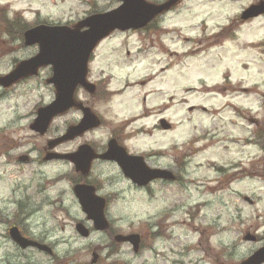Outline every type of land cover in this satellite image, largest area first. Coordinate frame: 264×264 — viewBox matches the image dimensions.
Wrapping results in <instances>:
<instances>
[{
  "label": "clouds",
  "instance_id": "obj_1",
  "mask_svg": "<svg viewBox=\"0 0 264 264\" xmlns=\"http://www.w3.org/2000/svg\"><path fill=\"white\" fill-rule=\"evenodd\" d=\"M0 264H264V0H0Z\"/></svg>",
  "mask_w": 264,
  "mask_h": 264
},
{
  "label": "water",
  "instance_id": "obj_2",
  "mask_svg": "<svg viewBox=\"0 0 264 264\" xmlns=\"http://www.w3.org/2000/svg\"><path fill=\"white\" fill-rule=\"evenodd\" d=\"M134 21L137 16L127 17ZM46 42L45 57L57 60L58 75L63 79L65 87L79 76V57L87 47L88 41L73 34L68 35H46L43 37Z\"/></svg>",
  "mask_w": 264,
  "mask_h": 264
}]
</instances>
